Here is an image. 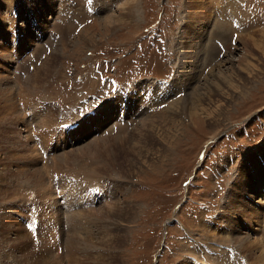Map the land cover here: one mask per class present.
Returning <instances> with one entry per match:
<instances>
[{"label":"rangeland","instance_id":"1","mask_svg":"<svg viewBox=\"0 0 264 264\" xmlns=\"http://www.w3.org/2000/svg\"><path fill=\"white\" fill-rule=\"evenodd\" d=\"M118 1L86 0L95 10L88 14L81 0H0V89L4 85L15 89L10 106L0 98V164L13 173L24 171L28 164L19 170L23 163L18 139L28 131L35 139L38 126L40 132L48 127L43 134L49 145L46 151L55 156L72 153L57 175L45 178L53 181L51 195L58 205L45 226L56 223L54 240L59 245L52 250L62 254L71 232L65 231V214L82 212L84 220L95 219L74 228L78 234L72 231L79 236L75 254L82 264H253L245 244L242 249L236 238L259 237L264 243V223L249 220L252 206L264 193V0H133L137 11L130 21L122 16L124 0ZM110 7L119 15L113 26L103 21ZM49 54L58 55L51 60ZM160 78L169 79L168 84L159 87L155 81ZM125 83H131L136 93L129 89L123 102L118 93ZM18 85L25 88V101L19 98ZM206 85L211 89L207 91ZM146 90L157 95L145 97V103L139 100ZM196 91L197 119L188 115V102ZM175 100L183 117L165 119V106ZM119 111L123 122L116 120ZM147 117L155 120L162 134L138 123ZM179 119L182 126L177 130L174 121ZM73 121L77 123L73 129L59 127ZM146 136L161 141L149 151L148 158L152 155L155 163H143L137 154L146 153ZM37 144L42 156L35 165L43 167L47 153L43 144ZM21 176L4 179L17 182L21 192L30 182ZM116 182L122 186L114 192ZM4 183L0 180V264L50 259L53 251L45 249L39 235L32 239L18 219H37L50 208L33 195L26 201L27 196H17ZM92 186L102 190L100 196L84 194ZM2 187L6 189L1 191ZM111 195L121 218L104 212L106 202L114 199ZM130 201L137 208L126 219L122 210ZM256 211L261 221L264 201ZM24 233L26 242L15 247L13 242ZM108 233L120 235L122 241L105 243L102 236ZM2 238L13 253L9 262ZM197 240L204 244L199 246ZM161 241L167 248L154 259Z\"/></svg>","mask_w":264,"mask_h":264},{"label":"bare ground","instance_id":"2","mask_svg":"<svg viewBox=\"0 0 264 264\" xmlns=\"http://www.w3.org/2000/svg\"><path fill=\"white\" fill-rule=\"evenodd\" d=\"M62 1H64V0H62ZM121 0H119L118 2H120ZM111 4V3H110ZM135 2L133 1V0H124L123 2H122V4H121V6H122V8H123V10H124V15H122L123 17H125V18H128L129 19V21L130 20H134V18H135V16H136V9H135ZM117 6H119V4L117 3V4H115V7H117ZM121 8V7H120ZM119 8V9H120ZM110 10H111V13L110 14H108V16L107 17H104V20L103 21H105V23H106V25L107 24H110L111 26H113L114 25V21L115 20H117L118 18L116 17V16H119V15H117L114 11L115 10H113V8H111L110 7ZM10 13H12V12H10ZM12 14H10V16H11ZM11 18V17H10ZM127 19V20H128ZM117 23H118V21H117ZM10 25H12V22L10 23ZM109 28V27H108ZM89 38H91V37H89ZM85 41V40H84ZM92 41V40H91ZM58 50V49H57ZM50 55V54H49ZM48 55V56H49ZM57 55L58 54H53V55H50V58L49 59H55L56 57H57ZM27 58H28V56H27ZM47 58V57H46ZM21 60V59H20ZM19 60V61H20ZM23 60H24V62H27V61H25V59L23 58ZM22 60V61H23ZM28 61H29V58L27 59ZM46 61V60H45ZM49 61V60H48ZM42 64H44V66L46 65V64H48V63H43L42 62ZM19 65V64H18ZM23 65V64H22ZM49 65V64H48ZM43 66V67H44ZM51 66V65H50ZM19 67H20V65H19ZM52 68V67H51ZM19 69V68H18ZM43 69H45V67L43 68ZM36 72V71H35ZM36 74V73H35ZM37 75V74H36ZM16 76V75H15ZM5 78H7V77H5ZM4 78V79H5ZM34 78L35 77H32V78H30L31 79V82H32V79L34 80ZM177 79V78H176ZM8 80V79H7ZM3 81V80H2ZM28 81V80H27ZM7 83H8V81H7ZM18 83V82H17ZM174 83H175V81H174ZM9 84V83H8ZM28 86H29V84L31 85V83H26ZM26 84H24L25 86L24 87H26ZM182 84V83H181ZM10 85V84H9ZM36 85V84H35ZM27 86V87H28ZM23 87V88H24ZM36 87V86H35ZM16 89H18L17 91H18V94H19V98L21 99V100H24L23 99V91H25V90H23V88H21V86H17V87H15ZM29 88V87H28ZM32 88H34V85L32 86ZM31 88V89H32ZM25 89V88H24ZM30 89V88H29ZM206 89H207V91L209 90V89H211L210 87H208L207 85H206ZM13 90H15V89H13V88H11V86H6V85H4L3 87H1V89H0V98H1V101L2 102H4V105H5V103H7L8 105L7 106H10V103H11V98H10V96H11V93H12V91ZM172 90V89H171ZM213 90V89H212ZM160 91V90H159ZM149 93H150V91H149ZM200 93H199V91H196L192 96H191V98H190V100H189V102H188V106H189V116H192V117H196V119H197V117H198V110H200L199 109V107H198V99H199V97L200 96H198ZM152 95L153 96H155V95H157V93H156V91H153L152 92ZM152 95L151 96H149V97H147V95H143V97H141L140 98V100L139 101H144L145 103H146V99H145V97L146 98H148V100L149 99H151L150 97H152ZM26 96V95H25ZM25 98V97H24ZM153 98V97H152ZM26 100V99H25ZM24 100V101H25ZM0 101V102H1ZM27 102V101H26ZM25 102V106L27 105V103ZM141 102V103H142ZM12 103H13V101H12ZM149 103V102H148ZM171 103V102H170ZM179 102H177L176 100L175 101H173L172 103H171V105L170 106H167V108H166V106H165V108H164V112L163 113H165V115L163 116L165 119H171V120H175L176 118H175V116L176 117H179V115L180 116H182L183 117V115H182V112H179V104H178ZM3 105V106H4ZM23 105H24V102H23ZM147 105V104H146ZM30 106V105H29ZM144 106H145V104H144ZM5 107V106H4ZM36 109V108H35ZM24 110V109H23ZM32 110V109H31ZM50 110V116L52 115L51 113L52 112H54V110H53V108H50L49 109ZM49 110L47 111V112H49ZM147 110V109H146ZM101 112V111H100ZM167 113H169V115H166ZM54 114V113H53ZM142 114V113H141ZM144 114H145V112H144ZM53 116V115H52ZM101 116V115H100ZM140 116H142V115H140ZM146 116V115H145ZM147 116H149L150 117V115H147ZM19 117H20V120L22 121V118H21V116L19 115ZM139 117V116H138ZM160 117V116H159ZM23 119H25V118H23ZM42 119V118H41ZM52 120V119H51ZM45 121V120H44ZM161 121V120H160ZM179 121H181L180 119L177 121V122H175L174 121V124H175V127L177 128V130L182 126V125H180V123H179ZM120 122V121H119ZM137 122V121H136ZM139 122H141L142 124H143V127L144 128H148V129H150V130H152V129H155L156 128V130H157V124H155V123H153V122H155V120H152V121H150V119H148V117L146 118V120L144 119H139L138 120V123ZM148 122H151V123H148ZM48 123V122H47ZM134 124V123H133ZM141 124V125H142ZM182 124V123H181ZM39 125H41V123H39ZM42 125H44V123H42ZM48 125V124H47ZM116 125V124H115ZM125 125V124H124ZM36 126H38V125H36ZM131 126V125H130ZM137 126V125H136ZM162 126V125H161ZM53 127V126H52ZM112 127V126H111ZM118 127V126H117ZM165 127V126H164ZM163 127V128H164ZM37 128V127H36ZM123 128V127H122ZM126 128V127H125ZM137 128V127H136ZM40 127L38 126V129H35L34 130V133H35V139H34V137L31 135V133L28 131V133L27 134H24V135H21L20 133V136H19V144L21 145L20 146V148L18 147V150H20V153L22 154H20L21 155V157H22V161H21V163H23V166L21 167V168H19V166H18V168H19V170H21L22 168H24V165L25 164H28V166H27V168L24 170V171H17V172H12V171H10L9 170V166H2L1 164H0V180H2V181H5L6 183H4V185H6L7 187H9L8 189H10L12 192H14V194L16 193H18L17 194V196H25L24 198H26V196L28 197V198H26L25 200L26 201H28V199H29V197L30 196H34L35 197V199L36 200H38L39 198H41V199H43V201L44 202H46V206H47V208L49 209L48 210V212L46 213V211L47 210H45V213H40L41 215H39L38 216V220H39V222H41V229L39 230V233L40 234H38L39 236H38V238H40L41 239V242H43V244H46V246H45V249L47 250V248H48V250L49 251H51V253H52V249H58L57 248V245H59V244H57L58 242H56L55 240H54V237H55V233H56V231H57V227H56V223L55 222H53L52 221V225H50L51 226V228L49 227L48 229L46 228V226H45V224L47 223V222H49L48 220H52L53 219V217H51L53 214H55V211H56V209H54V208H56V205H57V201L56 200H54V197L51 195V192L53 193V187H52V185L53 184H51V182L49 181V179H48V181L49 182H46L45 181V178H46V176H49V178H52L53 176H55V175H57V173L56 172H58L59 171V169L61 168V166L64 164V165H66L70 160V157H72V153L70 154V155H68L67 153H65V154H60V155H57V156H55L52 152H50L49 153V151H46L47 150V148H48V146H47V144L45 143L46 141H45V138H44V136H43V134H45L46 135V133H48V127H46V131L45 132H40ZM165 129V128H164ZM54 130V129H53ZM117 130V129H116ZM142 130V129H141ZM156 130H155V133H152V135L155 137V136H157V134H156ZM174 130V129H173ZM176 130V129H175ZM23 131V130H22ZM21 131V132H22ZM44 131V130H43ZM135 131V130H134ZM147 131V130H146ZM158 131V130H157ZM143 132H145V131H143ZM159 132L160 131H158L157 133L159 134ZM167 132H168V130H167ZM174 132V131H173ZM135 132H132L131 133V135H133V137H132V139H134V140H136V134H134ZM150 133V132H149ZM148 133V134H149ZM161 133V132H160ZM165 133V132H164ZM53 134V133H52ZM145 134H147V132L145 133ZM144 134V135H145ZM162 134V133H161ZM48 135V134H47ZM141 135V134H140ZM150 135V134H149ZM160 135V134H159ZM137 136H138V134H137ZM141 136H143V135H141ZM153 136H146L145 137V140H146V142H147V144L148 145H146V150H144V151H146V153H144L143 154V152L141 151V150H139V152L137 153L138 155H140L143 159H144V161H143V163H145L146 161H149V162H152L153 161V163H155L154 162V158L152 157V155H151V157L150 158H148V156H150L149 155V151H151V148H152V146H154V148H155V145H159V146H161V141L159 140V142H160V144L157 142V143H155V140H154V137ZM162 136V138H164L165 137V134L164 135H161ZM129 137V136H128ZM139 137V136H138ZM137 137V138H138ZM169 137H172V139H173V137H175V135H170ZM8 138V137H7ZM151 139V141L149 142V139ZM159 138V137H158ZM157 138V139H158ZM47 139V138H46ZM102 139V138H101ZM109 139V138H108ZM141 139V138H140ZM106 140V139H105ZM104 140V141H105ZM134 140H131V141H133V142H136V141H134ZM143 140H144V138H143ZM167 140V139H166ZM32 141H34L33 143H32V145H29ZM43 141H45V142H43ZM103 141V140H102ZM103 141V142H104ZM110 141V140H109ZM111 141H114V139H111ZM128 141V140H127ZM137 141H141V140H138L137 139ZM157 141V140H156ZM97 141H95L94 143H96ZM119 142V141H118ZM37 143H40V144H43L42 146H43V149H45V152L47 153V155H46V161L44 162V164H43V167H40V166H37V165H35L36 164V158H37V156L39 157V159H40V157L42 156V154H40V151L38 150V148L36 147V144ZM105 143H106V141H105ZM120 143V142H119ZM128 143V142H127ZM18 144V145H19ZM44 144H46V145H44ZM110 144V143H109ZM121 144H123V142L122 143H120L119 145H121ZM146 144V143H145ZM163 144V143H162ZM92 145V144H91ZM97 145V144H96ZM98 146V145H97ZM112 146V145H111ZM163 146V145H162ZM88 147V146H87ZM86 147V148H87ZM100 147V146H99ZM113 147V146H112ZM142 147V146H141ZM140 147V148H141ZM157 148H158V146H156ZM88 148H92V147H88ZM87 148V149H88ZM98 148V147H97ZM97 148H95V150L97 149ZM121 148V147H120ZM129 148H131V147H129ZM144 148V147H143ZM86 149V150H87ZM122 149V148H121ZM133 149V148H132ZM159 149V148H158ZM85 150V151H86ZM91 150H93V148L91 149ZM161 150H163L164 151V149H163V147H162V149ZM83 151V150H82ZM98 151H100V150H98ZM104 151V150H103ZM44 152V153H45ZM96 152V151H95ZM136 152H137V150H136ZM74 154V153H73ZM116 154H118V153H116ZM44 156V155H43ZM138 157V156H137ZM25 158V159H24ZM27 158H30V159H27ZM127 159V158H126ZM138 158H136V160H137ZM147 159V160H146ZM140 160V159H139ZM155 160H157V159H155ZM68 161V162H67ZM158 161V160H157ZM40 162V161H39ZM148 162V163H149ZM38 164V163H37ZM132 164V163H131ZM117 165V164H116ZM124 165H125V162H124ZM128 165V164H127ZM143 165V164H142ZM148 165H152V163L151 164H147V166ZM136 166V165H135ZM140 166V165H139ZM112 167H113V165H112ZM120 166H117V169L119 168ZM16 168V167H15ZM134 168V167H133ZM116 169V171H118ZM122 169H124V168H122ZM129 169V168H128ZM135 169H136V167H135ZM139 169V168H138ZM140 170V169H139ZM122 171V170H121ZM127 171H129V170H127ZM130 171H133V170H130ZM19 172V173H18ZM107 172V171H106ZM126 172V171H125ZM136 172V171H135ZM141 172V171H140ZM8 173V174H7ZM132 173H134V171L132 172ZM131 173V174H132ZM138 173V172H137ZM23 174H24V176L27 178V180L28 181H30V182H26V185L28 186V187H26L25 189H23L21 192H19V190H21V189H19L18 190V188H19V184L18 185H16V183L13 181V180H11V181H6L5 179H4V177H6L7 175H9V176H19V175H22L23 176ZM122 174V173H121ZM127 174V173H126ZM117 175V174H116ZM119 175V174H118ZM21 176V177H22ZM25 178V179H26ZM15 179V178H14ZM48 183V184H47ZM116 184H118L119 186L116 188V186H115V188H114V192H116V191H119V190H121V186L122 185H120V183H117L116 182ZM3 185V184H2ZM105 185V184H104ZM54 186V185H53ZM4 189H6V188H4V187H2V189H1V191H3ZM27 189H29V190H27ZM54 191H55V189H54ZM11 192V193H12ZM7 194H8V192H7ZM68 195V194H67ZM12 196V195H11ZM69 196V195H68ZM16 196L14 195V198L13 199H15L16 200V198H19V197H16ZM264 193H262L261 194V197L257 200L256 199V203H254V205L252 206V210H253V212H254V214H252V216H250L251 218H249V220L250 219H252V220H254L255 222H259V223H264V215H263V217H262V219H261V221L260 220H257L256 219V217H257V215L259 214L258 213V211H256L257 209H258V207H259V201L261 200V202L262 201H264ZM111 198H114V195H111ZM263 200H262V199ZM12 199V198H11ZM23 199V198H22ZM76 199V198H75ZM35 200V202H37ZM116 199L114 198L111 202H106L107 204L106 205H108V207L105 209V213H106V215H113V214H115V215H117V216H119L118 214H116V213H118V209H117V204L115 203L116 201H115ZM16 201H19V204H25V202L26 201H22V200H16ZM30 201H31V199H30ZM42 201V202H43ZM71 201V200H70ZM66 203V202H65ZM135 203H133V201H130V202H127V204H125L126 206H125V208L122 210V212H124L125 213V218L127 219V218H130L135 212H136V208H137V205H134ZM66 205V204H65ZM58 206V205H57ZM21 207H23V206H21ZM47 208H45V209H47ZM20 210L21 209H23V208H19ZM19 209H18V211H19ZM38 210H39V208H37ZM11 210V209H10ZM14 210V209H13ZM35 210V209H34ZM33 210V211H34ZM31 211V210H30ZM43 211V210H42ZM76 211V210H75ZM78 212L80 211V210H77ZM83 211V210H82ZM16 212V211H15ZM67 212H68V210H67ZM71 212V211H70ZM100 212V211H99ZM102 212V211H101ZM100 212V214L102 215V213ZM65 213H66V211H65ZM85 213V212H84ZM94 213V212H93ZM20 214V213H19ZM32 214V213H31ZM45 214H47V215H45ZM64 214V213H63ZM122 214V213H121ZM7 215V214H6ZM94 215V214H93ZM47 216H49V217H47ZM64 216V215H63ZM81 216H83L82 215V212H80V213H68V214H65V216H64V220H63V222L66 224V229L67 230H65L66 232L68 231V232H70V234H66V238H65V241H64V250H63V252H62V254L60 253V254H58L57 253V251H55L56 253L54 254V251H53V253H52V257L51 256H48V257H51L50 259H44V257H43V259L40 261L41 263H39V264H82V263H80V262H77V256H76V254H75V252H76V250H77V244H78V238H79V236H77L76 234H78L79 232L75 229L74 230V228H77V227H81L82 228V226L84 225V224H86V223H92V222H94L95 221V219H93L92 220V222H91V220H87V219H85V220H87V221H89V222H86L85 220H84V217H81ZM123 216V215H122ZM46 217H47V219H46ZM62 217V216H61ZM99 217H101L100 215H99ZM116 217V216H115ZM120 217V216H119ZM118 217V218H119ZM3 218V217H2ZM28 218V217H27ZM50 218V219H49ZM106 218V217H105ZM112 218V217H111ZM121 218V217H120ZM254 218V219H253ZM13 219V218H12ZM16 219V218H15ZM115 219V218H114ZM118 220V219H117ZM80 221V222H79ZM115 224H116V221L114 220L113 221ZM83 223V224H82ZM58 224V223H57ZM60 224H61V222H60ZM64 224V225H65ZM93 225V224H92ZM118 225V224H117ZM88 226V225H87ZM100 226V225H99ZM112 226V225H111ZM119 226V225H118ZM117 226V227H118ZM83 227H85V226H83ZM45 228H46V231H45ZM53 229H55L54 230V232H53ZM86 229V228H85ZM77 231V233L75 234V233H73L72 231ZM79 230V229H78ZM98 230V229H97ZM116 230V229H115ZM43 231H45V232H47L48 234H44V232ZM61 234H62V231H63V229H62V231H60V229L58 230ZM80 231V230H79ZM83 231V230H82ZM51 232H53V233H51ZM87 232V231H86ZM85 232V233H86ZM115 232V231H114ZM5 234H6V232H4ZM3 233V234H4ZM81 233H83V232H81ZM88 234L90 233V232H87ZM86 233V234H87ZM2 234V235H3ZM21 234V233H20ZM58 234V233H57ZM86 234H85V236H86ZM87 234V235H88ZM113 233H108V234H103V239L106 241L105 243H107V244H109L110 245V243H116V244H118L120 241H122V239L118 236V235H112ZM41 235V236H40ZM81 235V234H80ZM4 236V235H3ZM85 236H83V234H82V237H85ZM27 233L25 234H22V235H19V236H17V238L15 239V242H13V243H15L14 245H15V247H16V243H23V242H26V240H27ZM37 238V239H38ZM58 238V237H57ZM86 238V237H85ZM85 238H81V241L82 242H85L86 243V239ZM98 239V238H97ZM99 239L101 240V238L99 237ZM98 239V240H99ZM4 240V238H2V241H1V243L2 244H6V246H8V248H9V244H8V242L9 241H3ZM52 240H54L55 241V243H51L52 242ZM236 240H238L239 242H238V244L240 245V247L243 249V248H245L246 247V249H245V251L247 252L246 254L251 258H253L254 259V261H252L253 262V264H264V243L262 242V240H260L259 239V237L258 238H253V240H249L248 241V239H245L244 237L243 238H240V239H237L236 238ZM248 242V244L249 245H247L245 242ZM243 243L245 244V247L243 246ZM87 244H88V242H87ZM252 245L254 246L253 248H252ZM44 246V245H43ZM1 247V246H0ZM47 247V248H46ZM62 247V248H63ZM3 248V247H2ZM2 248H0V250L2 249ZM43 248V247H42ZM15 250V249H14ZM250 250L251 251H253L254 252V256H251V254L249 253L250 252ZM244 251V252H245ZM85 252H87L86 250H85ZM84 252V253H85ZM77 253V252H76ZM6 254V255H5ZM13 253H12V251H11V249L9 248V251L8 250H5L4 251V257L5 258H7V261L9 262V259L8 258H10V259H13V256H11ZM77 254H79V253H77ZM31 255V254H30ZM29 255V256H30ZM35 255V254H34ZM47 255H50L49 253H47ZM37 257H40L39 255L37 256ZM15 258V257H14ZM31 258V257H30ZM251 258V259H252ZM16 259H14V261H15ZM20 261V264L22 263V264H25L27 261L29 262V260L30 259H17V261L16 262H18L19 263V261ZM32 260V259H31ZM34 260V259H33ZM35 260H37L38 261V259H35ZM39 260H40V258H39ZM7 262V263H8ZM15 262V263H16ZM32 262V261H31ZM10 263H11V261H10ZM9 263V264H10ZM36 263V262H35ZM251 263V262H250Z\"/></svg>","mask_w":264,"mask_h":264},{"label":"built area","instance_id":"3","mask_svg":"<svg viewBox=\"0 0 264 264\" xmlns=\"http://www.w3.org/2000/svg\"><path fill=\"white\" fill-rule=\"evenodd\" d=\"M240 9H241V7H240ZM240 9H238V11L240 10ZM188 207V206H187ZM186 210H187V208H186ZM188 211V210H187ZM160 236H162V234L160 235ZM191 241H192V243L194 242L195 243V239H194V237L191 239ZM162 243L160 244V246H159V249H156L157 251L155 252V256L156 257H154V259L155 258H161L162 257V255L164 254V252H165V250H166V248L167 247H165V243L163 242V241H161ZM197 242H198V244H199V246H201L202 244H204L203 242H201V241H199V240H197ZM206 245V244H205ZM204 245V246H205Z\"/></svg>","mask_w":264,"mask_h":264}]
</instances>
